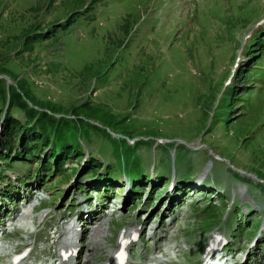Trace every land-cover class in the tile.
Returning <instances> with one entry per match:
<instances>
[{
  "label": "rangeland",
  "instance_id": "rangeland-1",
  "mask_svg": "<svg viewBox=\"0 0 264 264\" xmlns=\"http://www.w3.org/2000/svg\"><path fill=\"white\" fill-rule=\"evenodd\" d=\"M73 16V23L67 29L53 28ZM47 29H50L48 39L31 41ZM258 30L261 32L255 40L258 43L249 51L253 33ZM263 32L264 0H175L174 6L172 0H0V77L7 76L12 81L11 93L17 85L27 95L32 104L29 107L57 105L64 116L72 113L73 118H79L75 120L77 127L70 143L88 152L95 162L111 161L118 172L120 159L126 161L125 175L120 173L111 187L102 185L105 189L111 188L106 197L111 198L113 210L117 208L121 214L122 219H117L124 229H142V240L131 248L138 262L144 260L140 264H155L149 262L150 257L146 259L150 244L147 239L152 231L158 237L154 251L162 254L167 251L165 258L175 264H197L210 233L215 230L226 236V252L227 245H237L228 251V264H264V225L260 226L264 221ZM248 42H252L249 49ZM252 53L253 63L249 62ZM251 64L256 67L251 68ZM248 73L252 79L256 75L259 81L250 82ZM2 87L8 98L9 83L3 80ZM82 104H88L92 111L73 110ZM4 105L0 100V110L5 109ZM13 116L25 121L20 111L13 110ZM159 138L164 144L156 143ZM130 139L138 142L131 143ZM211 151L219 157L213 159ZM36 158L31 155L22 160L27 164L20 161L3 167L0 211L3 204L6 210L17 206L22 215L29 212L31 205L41 202L46 209L34 212L39 213L33 219H21L25 226L18 236L22 240L13 242L9 249L12 251L18 243L31 248L34 237L27 234L37 227L41 238L49 240L37 243L31 252L52 253L62 227L77 219L78 201L89 198L93 202L94 196L105 198V195L99 192L102 187L96 188L92 185L93 179L84 175L88 170L84 164L89 157L81 162L74 177L78 156L65 162L60 173L57 163L50 160L48 168L55 167L53 171H46L50 174H40L43 182L30 180ZM211 160L212 179L219 175L223 181V192L218 196L213 192L217 185H184L177 175H170L161 183L153 184V188L147 186L148 181L136 183L141 193L137 195L140 200L135 207H130L132 201L127 197L123 198L121 188L126 187L121 181L123 177L129 180L143 173L146 177L168 176L167 166L171 161V173L175 169L179 176L191 179L200 175L206 162ZM104 162L97 166L102 175L110 170ZM151 168L154 170L149 172ZM244 171H250L253 176ZM109 172L115 174L114 169ZM237 176L245 179L234 181ZM172 177L175 186L168 189L167 181ZM17 178L24 183L18 198L11 190L16 188ZM29 180L36 185L32 187L37 189V194H30L27 199ZM209 180L207 175L205 184ZM242 181L255 209L241 215L238 207L232 208L236 195L229 200L228 194H238ZM79 182L85 185L86 192L78 190ZM176 185L185 186L183 196L174 194ZM190 188L193 190L188 195L186 190ZM155 191L161 192L160 199L154 207H145ZM221 195L226 200H220ZM25 199L28 205L23 207ZM166 200L171 201L166 203ZM209 203L212 205L208 206ZM232 212L234 215L227 217ZM253 212L258 215L257 226L252 223ZM50 215L55 222L45 230ZM225 218L227 225L204 231L210 221L219 224ZM239 218L241 225L237 223ZM6 226L9 228L8 224L1 225L0 229L5 231ZM114 230L109 225L108 234ZM184 230L192 236L190 241ZM4 234L5 238L10 235ZM12 235L17 237L16 233ZM252 239L255 241L249 245ZM90 242L87 234L82 238V249ZM116 245L115 235L110 244L100 237L98 246L91 251L93 264H101L96 258L105 260ZM254 247H258L255 252ZM188 251L198 252L189 258ZM245 252L244 260L239 262L237 257ZM81 260L82 257H77L76 262L79 264ZM7 261L8 256L0 264ZM19 264L38 262L25 258Z\"/></svg>",
  "mask_w": 264,
  "mask_h": 264
},
{
  "label": "trees",
  "instance_id": "trees-1",
  "mask_svg": "<svg viewBox=\"0 0 264 264\" xmlns=\"http://www.w3.org/2000/svg\"><path fill=\"white\" fill-rule=\"evenodd\" d=\"M73 18L74 17L67 19L64 28H67L72 23ZM40 36L42 38L49 37L46 34L37 35L34 39H31V41H34ZM250 74L248 73L247 78H249ZM2 85L3 80H0V100L5 103L7 97ZM15 86H13L12 89L13 93H11L12 87L9 86V109L7 110V114L2 123L3 128L2 138L0 140V157L3 158V160H8L10 154H3V150L7 152L9 151L10 153L13 148H15L13 152H15L17 156H27L29 153H39L47 147L50 137L54 134V140L52 146L49 148L48 157L57 155V158L60 161L59 164L61 163V165L67 162L70 158H74V156H78V159H80V154L82 153L81 149L70 143V139L72 138L71 133L75 128V124H72L71 120L68 118H56L54 114L46 111L49 110L51 112L61 113L56 107L57 105H51V107L48 106L49 108H42L46 110L40 112L29 107L27 101L30 102V100L27 95L23 93L17 85ZM79 108L92 111L88 104H82L73 108V110H78ZM13 110L23 112L27 119L22 123L19 119L13 117ZM38 164L39 162H37V165ZM94 164L96 163L92 162V164L87 163L85 165V169H88L87 172L90 175H95L96 173V165ZM44 166L45 164L42 165L41 168Z\"/></svg>",
  "mask_w": 264,
  "mask_h": 264
},
{
  "label": "bare ground",
  "instance_id": "bare-ground-1",
  "mask_svg": "<svg viewBox=\"0 0 264 264\" xmlns=\"http://www.w3.org/2000/svg\"><path fill=\"white\" fill-rule=\"evenodd\" d=\"M207 165V166H206ZM205 165L204 167V171H207L209 166H210V162H208L207 164ZM199 178H201V175L199 176ZM230 214L232 215V213H228V216H230ZM101 227H102V224L101 222L96 224L93 228L94 232L95 233H99L100 230H101ZM71 230L72 229H68V231L64 230L62 232V235H63V238L61 240H59L58 242V250H59V254H61V252L64 250V249H67L68 247L74 245V237L70 236V233H71ZM130 232V228H127L126 231H125V234H128ZM91 239L96 243V239L94 236H91ZM62 257V256H61ZM62 264H72L71 262V258H62ZM89 260L90 258L87 257V260L84 262V264H89Z\"/></svg>",
  "mask_w": 264,
  "mask_h": 264
}]
</instances>
